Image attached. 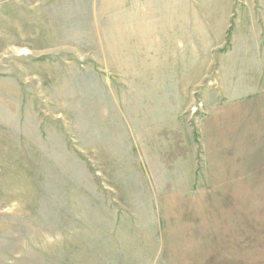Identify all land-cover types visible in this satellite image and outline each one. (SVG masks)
Segmentation results:
<instances>
[{
    "label": "rangeland",
    "instance_id": "374dc122",
    "mask_svg": "<svg viewBox=\"0 0 264 264\" xmlns=\"http://www.w3.org/2000/svg\"><path fill=\"white\" fill-rule=\"evenodd\" d=\"M0 264H264V0H0Z\"/></svg>",
    "mask_w": 264,
    "mask_h": 264
}]
</instances>
